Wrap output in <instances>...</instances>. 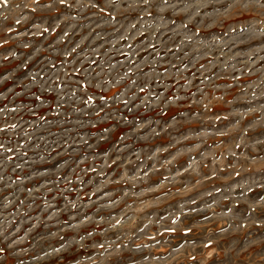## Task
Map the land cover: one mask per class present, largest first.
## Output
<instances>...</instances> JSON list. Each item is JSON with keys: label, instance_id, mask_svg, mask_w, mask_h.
Instances as JSON below:
<instances>
[{"label": "rangeland", "instance_id": "rangeland-1", "mask_svg": "<svg viewBox=\"0 0 264 264\" xmlns=\"http://www.w3.org/2000/svg\"><path fill=\"white\" fill-rule=\"evenodd\" d=\"M0 264H264V0H0Z\"/></svg>", "mask_w": 264, "mask_h": 264}]
</instances>
